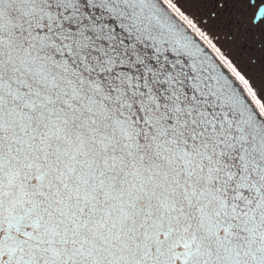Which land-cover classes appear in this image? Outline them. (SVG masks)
Segmentation results:
<instances>
[{"label":"snow or ice","instance_id":"obj_1","mask_svg":"<svg viewBox=\"0 0 264 264\" xmlns=\"http://www.w3.org/2000/svg\"><path fill=\"white\" fill-rule=\"evenodd\" d=\"M262 95L264 0H0V264H264Z\"/></svg>","mask_w":264,"mask_h":264},{"label":"flooded vegetation","instance_id":"obj_2","mask_svg":"<svg viewBox=\"0 0 264 264\" xmlns=\"http://www.w3.org/2000/svg\"><path fill=\"white\" fill-rule=\"evenodd\" d=\"M194 14V13H193ZM261 99H264V95L261 96Z\"/></svg>","mask_w":264,"mask_h":264}]
</instances>
